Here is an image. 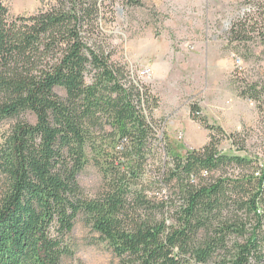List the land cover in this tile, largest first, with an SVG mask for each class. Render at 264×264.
Wrapping results in <instances>:
<instances>
[{"label":"trees","instance_id":"obj_1","mask_svg":"<svg viewBox=\"0 0 264 264\" xmlns=\"http://www.w3.org/2000/svg\"><path fill=\"white\" fill-rule=\"evenodd\" d=\"M116 3L143 5L54 0L14 16L0 0V264H62L78 221L118 264H261L264 161L220 149L245 141L196 105L203 146L180 155L158 136V98L103 35ZM253 5L226 33L245 51L264 46V0ZM258 85L240 96L259 102ZM89 166L94 194L78 179Z\"/></svg>","mask_w":264,"mask_h":264},{"label":"rangeland","instance_id":"obj_2","mask_svg":"<svg viewBox=\"0 0 264 264\" xmlns=\"http://www.w3.org/2000/svg\"><path fill=\"white\" fill-rule=\"evenodd\" d=\"M141 1L138 7L116 3L114 21H103L102 30L112 46V59L125 64L158 98L153 111L158 136L165 135L180 155L203 146L208 131L190 116L196 105L209 124L227 134L239 132L238 139L245 141L244 150H236L228 139L220 149L263 162L264 92L259 102L242 98L239 92L253 83L264 88V51L260 53L264 46L250 44L245 51L230 44L226 34L234 20L252 11L256 0ZM53 2L3 0L14 16L31 15ZM26 117L34 121L33 115ZM78 179L88 194L98 189L100 179L93 167ZM69 246L73 254L62 264H118L107 245L81 221L74 226Z\"/></svg>","mask_w":264,"mask_h":264}]
</instances>
